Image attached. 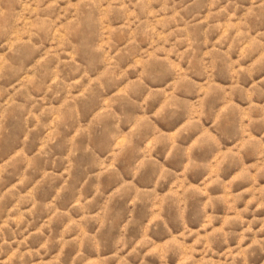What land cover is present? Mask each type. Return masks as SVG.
Instances as JSON below:
<instances>
[{"label":"rangeland","instance_id":"374dc122","mask_svg":"<svg viewBox=\"0 0 264 264\" xmlns=\"http://www.w3.org/2000/svg\"><path fill=\"white\" fill-rule=\"evenodd\" d=\"M0 264H264V0H0Z\"/></svg>","mask_w":264,"mask_h":264}]
</instances>
